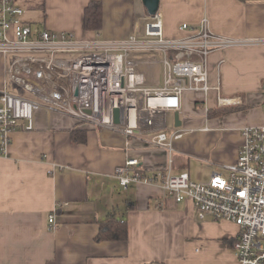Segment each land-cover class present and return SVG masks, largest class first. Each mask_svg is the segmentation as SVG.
<instances>
[{"label": "crops", "instance_id": "0c3cea01", "mask_svg": "<svg viewBox=\"0 0 264 264\" xmlns=\"http://www.w3.org/2000/svg\"><path fill=\"white\" fill-rule=\"evenodd\" d=\"M17 1L35 32L66 31L90 41L144 37L151 16L143 0ZM99 1L102 26L87 29L85 9ZM158 12L169 39L192 34L184 23L194 27L207 19L213 33L251 41L207 58L210 84H220L232 104L220 105L215 90L188 91L179 110L165 112L167 132H181L174 140L182 155L176 170L207 182L238 160L242 128L264 125V0H160ZM141 54L147 58L132 60L136 68L158 61L164 77L146 79L139 71L145 86L163 87L162 56L153 61L149 53L134 55ZM9 61L0 52V94L11 89ZM148 135L129 137L58 108H41L35 128L14 132L8 154L0 155V264H240L236 223L200 218L190 198L177 201L159 181L120 185L116 169L128 159L137 158L148 176L167 167L168 151L150 144ZM109 215L127 221L126 240H96Z\"/></svg>", "mask_w": 264, "mask_h": 264}, {"label": "built area", "instance_id": "2783aa9c", "mask_svg": "<svg viewBox=\"0 0 264 264\" xmlns=\"http://www.w3.org/2000/svg\"><path fill=\"white\" fill-rule=\"evenodd\" d=\"M17 0H0V52L10 56L11 89L0 94V155L8 154L12 134L33 130L36 114L54 107L80 122L110 128L129 137L149 133L148 142L165 148L168 165L151 176L139 169L137 158L116 169L120 185L133 182L162 186L177 201L190 198L200 218L228 220L239 227L234 251L240 264H264V125L242 128L243 145L238 160L214 172L207 182L191 179L186 169L176 170L182 157L174 146L180 130L167 132L165 112L179 110L188 91L218 93L220 105L235 100L222 96L221 85H211L207 58L211 53L251 41L213 33L207 19L191 27L185 38L165 36L159 12L146 23L145 36L122 41L82 40L70 32H35L23 19ZM162 54L165 82L161 88L145 86L144 76L130 57ZM120 109V122L114 110ZM55 227V214L49 217ZM158 264V263H156Z\"/></svg>", "mask_w": 264, "mask_h": 264}, {"label": "trees", "instance_id": "16d2710c", "mask_svg": "<svg viewBox=\"0 0 264 264\" xmlns=\"http://www.w3.org/2000/svg\"><path fill=\"white\" fill-rule=\"evenodd\" d=\"M85 27L87 29L99 30L102 26V4L101 1L94 2L85 9ZM82 137V138H81ZM84 142L85 137L81 136ZM128 237V224L125 219L109 215L105 221L100 222V229L96 236L97 241L102 240H126Z\"/></svg>", "mask_w": 264, "mask_h": 264}, {"label": "rangeland", "instance_id": "374dc122", "mask_svg": "<svg viewBox=\"0 0 264 264\" xmlns=\"http://www.w3.org/2000/svg\"><path fill=\"white\" fill-rule=\"evenodd\" d=\"M57 32V31H56ZM62 32V31H60ZM162 56V54H160ZM151 58H153V55H151ZM147 58V56H143V54L141 55H132L130 57V60H142ZM138 71L143 72L146 76V79H164L163 77V70H162V64H160L158 61H154L151 63H141L139 64V66L137 67ZM117 189L119 192H123L124 189L120 186L117 185Z\"/></svg>", "mask_w": 264, "mask_h": 264}, {"label": "water", "instance_id": "95a60500", "mask_svg": "<svg viewBox=\"0 0 264 264\" xmlns=\"http://www.w3.org/2000/svg\"><path fill=\"white\" fill-rule=\"evenodd\" d=\"M143 3L146 6L147 11L150 15H155L158 12L160 0H143ZM120 117H121L120 109H115L114 110V121L116 123H119ZM181 124L182 122L179 117V112L176 111L175 112V125L179 127L181 126Z\"/></svg>", "mask_w": 264, "mask_h": 264}]
</instances>
